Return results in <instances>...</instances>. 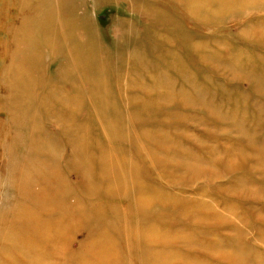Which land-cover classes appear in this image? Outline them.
<instances>
[{
	"label": "rangeland",
	"instance_id": "obj_1",
	"mask_svg": "<svg viewBox=\"0 0 264 264\" xmlns=\"http://www.w3.org/2000/svg\"><path fill=\"white\" fill-rule=\"evenodd\" d=\"M179 1L20 0L18 4L15 0H0V72L3 71L1 64L6 62L14 67L18 65L15 54L39 53V57L28 60L17 73L36 83L33 89L29 87L24 92L36 98L37 133L51 135L52 169L54 173L60 172L59 181H65V192H69L65 202L68 227L59 239L55 233L27 230L19 205L32 207V200L26 195L16 197L8 188L11 179L6 175L0 178L1 209L8 219H16L8 229V240L0 238V264H30L21 258L23 251L49 264H232L233 260L223 255L228 256L235 241L241 264L264 263L259 262L264 258V233L260 236L259 232V229L264 231V185H260L264 184V173L251 164L246 165L247 159L238 155L239 150L244 155L253 146H261L264 153V5L222 0L218 9L213 8L217 16L204 19L199 13L188 18L185 8L189 3L177 5ZM53 8L58 14L55 21H59L54 29ZM154 18H161L152 28L158 30L159 38L147 44L150 36L144 30L152 26ZM118 28L132 34L123 36ZM181 30H184L182 34ZM15 34L21 35L22 40L16 41ZM91 35L96 41L88 49ZM141 41L144 44H139ZM127 49L137 54V58H129V53L125 58ZM67 50L68 54L83 57L72 60L73 73L69 76L65 67L70 59ZM91 56L96 60L88 63ZM102 58L114 60L104 68L105 84L100 86L106 96L122 100L126 105L129 98L137 106L144 100L154 101L147 102L149 115L139 117V124L146 132L153 130L152 123H148L151 110L165 102L163 115L156 118L159 124L154 130H162L170 141L182 145L176 152L179 159L160 162L161 172L156 171L159 166L151 163L152 158H135L131 151L133 148L135 152L132 137L122 138L120 142L119 137H110L111 128L100 132L93 124L98 119L96 110L99 111L96 103L90 108L95 92H86L82 83H85L86 71L92 74L102 71L103 65L96 63ZM82 67L85 71L80 75ZM65 77L76 85L57 84ZM0 91L4 92L2 85ZM156 93L164 101L158 102ZM170 111L174 114L170 115ZM124 126L120 132L128 131V126ZM130 130L137 136V127ZM154 134L158 136L155 131ZM1 138L4 141L3 135ZM101 147H108L118 163L124 159L120 155L124 153L139 168L144 165L148 168L151 164L154 172H143L140 177L145 183V193L149 192L148 199L163 195L158 214L152 210L146 214L152 220L161 221L162 244L133 235L137 247H129L125 252V241L115 235L116 229L106 232L112 238L107 243L104 242L106 234L93 239L86 224L75 223L81 212H107L108 205L122 209L128 203L124 195L112 199L101 195L98 189L102 177L99 176L90 188L93 191L85 195L83 182L91 180L78 176L80 169L88 170L80 163L85 166L86 162L92 168L100 157ZM76 149L87 150L84 160L75 156ZM163 149L158 154L161 160L166 151H174L167 146ZM189 153L201 154L204 161L209 159L215 163L217 170H200L196 174L192 163H203L192 160ZM1 161L2 154L0 164ZM175 161L179 163L174 164ZM201 169H206V165H201ZM241 181L245 185L237 187ZM11 202L19 211L8 208ZM90 221L91 218L86 223ZM236 222L245 228L243 236L233 230ZM5 225L0 220L3 237L7 231ZM146 226L138 223L137 229ZM230 239V244L225 242ZM101 242L106 250L111 249L109 260L88 251L93 244ZM59 247L64 248L62 253ZM155 249L165 254L158 258Z\"/></svg>",
	"mask_w": 264,
	"mask_h": 264
},
{
	"label": "bare ground",
	"instance_id": "obj_2",
	"mask_svg": "<svg viewBox=\"0 0 264 264\" xmlns=\"http://www.w3.org/2000/svg\"><path fill=\"white\" fill-rule=\"evenodd\" d=\"M174 1L177 2L178 0ZM221 1L222 0H180L177 5L181 4V2H186V4L189 3V6L187 8L184 7L188 18H191V16H193L195 13H199L202 18L209 19L212 17L215 18L217 16H214L213 8L214 10L218 9ZM244 1H246V3H250L251 1L257 2L261 7L262 5H264V3H262L264 0ZM15 3L19 4L21 2L20 0H15ZM51 16L52 21L54 22V26L52 27V29H54L56 28L55 23H59V21H55L58 19V14L55 8H53ZM166 17L168 18V16ZM160 19L161 18H154L152 20V26L144 30V34L150 36L149 40H147L146 42L147 44H152V41H155L159 38L158 30L152 28L155 26L156 22H161ZM59 28H61V26H59ZM65 30L67 31L66 26ZM118 31L121 34L124 33V35L132 34V32H124L123 28H118ZM180 32L182 34L184 30H181ZM55 36H58L57 32L55 33ZM133 38H135V35L133 36ZM14 39L16 41L22 40L21 35L19 34H15ZM136 40L137 38L133 40L134 45L136 44ZM95 41L96 40L92 38L91 35L90 41L87 44L88 49H90L91 47L93 48ZM139 44L144 43L141 41L139 42ZM99 52L100 54H102V50H100ZM128 53L129 58H137V54L133 53L132 51L128 52L127 50L124 51L125 58L128 57ZM66 54L67 57H70V59H68V61L66 62L67 65H65L67 76H69V74L72 75L73 73V69L71 67L73 63L72 60H80L83 57L74 55L72 53L71 54L73 56H71V54H68V50ZM36 56L39 57L38 52L26 53L24 55L15 54L14 59L15 63L18 64V67H14V64L9 65L7 64V62L1 64L3 67V71L2 73L0 72V81L2 82H0V85H2L4 92L0 91V154H2V161L0 164V178L6 175L11 179L10 186L8 188L10 191L16 194V197H22L23 195H26L29 197V199L32 200V207H29L26 204H23L25 206L19 205L20 213L24 216L23 223L25 227H28L27 230L29 232L42 231L46 234L55 233L60 239L61 237H64L66 232L65 230L68 227L67 222L69 215L68 208L65 205L69 194V192H65L67 184L65 183V181H59L58 174L60 175V172L54 173V170L52 169L53 161L51 160H53L54 158V147H52L51 135L45 133L43 136H40V134L37 133L38 127L36 120L34 119L36 98H33L30 93L24 92L26 88L31 87L30 89H33L32 87L36 83L28 76H23V74L17 73V71L21 69V66H26L28 60H32V58H36ZM95 60L96 59L94 58V56H91V58H89L88 60V63H92ZM104 60L105 59L102 58L96 62L103 65V67L101 68L102 71L93 74L91 71H86L87 76H83L85 77V79H83L85 83L81 82L85 87L86 92H95V97H93L95 100H92V105L90 106V108L97 104L99 111L96 110L98 119L97 121L94 120L93 124L98 127V131L100 132H106V127L111 128L110 137H119L120 142L122 138L132 137V141L135 142V152L133 151V148H131V151L135 154V158H139L141 160H145V158L149 157L152 158L151 163L159 166L156 171L161 172L160 167L162 163L160 162L166 159H179L177 158L178 156L176 154L178 153V147H180L181 144V142L174 143L173 140L170 141L166 133H161L163 132L162 130H154V128L159 124V119L156 118H160L163 115L165 102L161 104L158 103L159 105L156 106L154 110H151L152 114L150 115V118L148 117V123H152L150 126L153 128V130H151L150 132H146L143 126L139 124V117H146L149 115V113L146 112L148 108L147 102L148 104H152L154 101L149 99L146 102L144 100L143 102H140L139 106H137L138 103L132 104V100L129 98L126 100L128 101V105H126L122 102V100L118 101L116 98H109V96H106L105 91L100 86L105 84V81L103 80V78L106 77L104 68L109 64L111 65L112 61L114 60ZM88 63L86 65H88ZM84 71L85 69L83 67L80 68V75ZM92 76H95L94 79H91ZM70 81V79L65 77L59 80L57 84H75L74 82ZM17 84L20 86L17 87ZM157 85L162 86V84L158 82ZM106 92L109 93L107 89ZM156 96L158 98V102H160L161 100L164 101L163 96H158L157 93ZM157 98H155L154 100H156ZM173 114L174 113L170 111V115ZM99 118H102L103 120ZM124 124L128 126V131L120 132V129L125 127ZM134 127H137V130H139L138 133L137 131H135L137 133V136L132 135V130H130ZM154 131L158 133V136H155ZM2 135L4 136V141L1 138ZM166 146L168 150L172 147L174 151H170L169 153L166 151L164 159L162 158L163 160H161L160 157H158V154L160 152L159 150L163 148L166 149ZM99 149L102 150L100 157L94 162L92 168H90L86 164V162L85 166L83 163H80V165H82L83 167H87L88 170H86V168H84V170L80 169L79 173H77L78 176L80 177V179L90 177L91 180V182H83V190H86L87 192V194L85 195H89L93 191L90 190V188H92L95 183L94 179L99 176V178L102 177V185L98 189V191L101 190V195L108 199H112L116 195H124L128 199V203L126 204L125 208L122 209H119L114 205H108L107 212H81L76 218L75 223L81 226L86 224L87 227H89L88 230L90 237H93V239L99 238L100 236H105L106 234L104 242L107 243H109L112 238L111 235L109 236L106 232H112L114 231V229H116L117 231L115 235L119 238H123V240L125 241V252H127V249H130L129 247H137V242L133 240V235H137L139 238L147 241H149V239H154L157 244H162V241H160L161 233L159 228L161 221L152 220V218H148L146 214H149L147 211L151 210L155 214H158L157 211L161 209L160 207L162 204L161 200L163 195L159 194L155 198V200L148 199L149 192H147V194L145 193V183L140 177L143 172L145 174H147L150 170L154 172L151 164L148 168H146V165H144L142 168H139L134 161H131L128 157L125 158L124 153L120 154L123 155L124 159L120 161V163H118L117 157H115L116 160H114L112 151H110L108 147H101ZM261 149V146H253L251 147L250 152L244 154L246 157H243V150H239L238 155L241 154V158L247 159L246 161L248 162H246V165L251 164L253 168L264 173V153ZM49 150H51L52 152H50ZM232 152L234 151H231L230 153ZM87 153V150L80 151L79 149H76L75 156L79 158L81 157L84 160ZM188 157H192L191 159L195 162H200L206 165V169H201V165L203 164L192 163V168H194V170L192 171H195L196 174H199L200 170H208L210 172H215L217 170L214 167L215 163H212L209 159H205L204 161L201 154L197 155V153H189ZM207 158L210 157L208 156ZM173 163L178 164L179 161H175ZM220 163L223 164L222 162ZM224 165L227 167L226 162H224ZM189 166H191V164H189ZM195 166L197 168H195ZM257 166L259 168H257ZM99 173H101L102 175H99ZM243 185H245V182L241 181L238 182L237 187H241ZM56 189H58L59 191ZM262 190H264V188ZM60 206L63 209L62 211H60ZM8 208L12 212H14L15 210L19 211V209L14 206L13 202L9 203ZM3 212L4 211L1 209L0 205V220L6 222L5 229H7L6 234H4L6 236L4 237L0 232V238L7 241L8 229H11L12 225L14 224L13 220L16 219H8L7 214L4 215ZM89 218H91V221L89 223H86ZM241 221L243 220L241 219ZM138 223H144V226L149 223L151 224L147 225L142 230H138ZM235 225L236 227L233 230L236 231L237 235L241 234L243 236L245 228L240 227L237 222ZM241 225H243L244 227L248 226L246 224ZM50 231L52 233H49ZM205 231L208 232L209 230ZM259 232L260 236H263L264 231L259 229ZM127 233H130V235L128 234V236H125ZM124 238H126L127 241ZM231 241V239L225 240V242H227L228 244H230ZM236 243L237 242L235 241V244L231 246L228 256L223 255V257L232 259V264H241L238 259L240 254L236 249ZM89 248L88 251H92L93 254H95L94 256H102L106 260H109L111 249H109V251L106 250L105 245L102 244V242L99 244H93V246ZM62 249L64 248H58L60 253H62ZM4 252H6L5 249H3V253ZM155 254H157L158 258H160V255H164L165 253L163 250L155 249ZM21 258L26 259L30 264H49L47 263L48 261L44 262L40 261V258L38 257H32L26 251H23L21 253ZM261 261H264V258L259 259V262Z\"/></svg>",
	"mask_w": 264,
	"mask_h": 264
},
{
	"label": "crops",
	"instance_id": "obj_3",
	"mask_svg": "<svg viewBox=\"0 0 264 264\" xmlns=\"http://www.w3.org/2000/svg\"><path fill=\"white\" fill-rule=\"evenodd\" d=\"M123 36H124V34H123ZM126 38H128L127 36H126ZM89 41H90V37H89ZM130 44H131V42H130ZM130 46V45H129ZM100 50H102V49H100ZM103 51V50H102ZM127 51H128V49H127Z\"/></svg>",
	"mask_w": 264,
	"mask_h": 264
}]
</instances>
